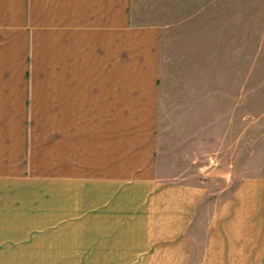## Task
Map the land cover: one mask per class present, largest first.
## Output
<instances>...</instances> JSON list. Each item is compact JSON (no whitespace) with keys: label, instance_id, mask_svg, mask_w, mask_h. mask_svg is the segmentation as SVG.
Segmentation results:
<instances>
[{"label":"crops","instance_id":"0c3cea01","mask_svg":"<svg viewBox=\"0 0 264 264\" xmlns=\"http://www.w3.org/2000/svg\"><path fill=\"white\" fill-rule=\"evenodd\" d=\"M139 2L0 0V261L189 264L204 211L210 263L264 264V178L194 176L195 136L160 127L196 106L164 89L165 1Z\"/></svg>","mask_w":264,"mask_h":264},{"label":"rangeland","instance_id":"374dc122","mask_svg":"<svg viewBox=\"0 0 264 264\" xmlns=\"http://www.w3.org/2000/svg\"><path fill=\"white\" fill-rule=\"evenodd\" d=\"M136 1L142 2L137 17L156 22L157 0ZM164 1L163 21L169 24L163 50L164 89L188 91V96L179 97L196 106L175 110L169 102L160 111L164 122L160 127L166 133L195 136L194 176L203 185L208 181L213 200L220 199L221 191L231 192L242 178H264V0ZM171 145L183 152L190 142ZM206 214L198 216V252L189 264H242L231 252L235 246H228L224 261L221 255H212L219 257L210 263V255L200 252V239L207 233Z\"/></svg>","mask_w":264,"mask_h":264}]
</instances>
